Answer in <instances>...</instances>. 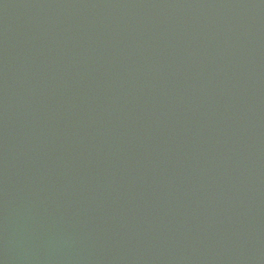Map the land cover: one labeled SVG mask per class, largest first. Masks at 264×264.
<instances>
[{
    "label": "water",
    "instance_id": "1",
    "mask_svg": "<svg viewBox=\"0 0 264 264\" xmlns=\"http://www.w3.org/2000/svg\"><path fill=\"white\" fill-rule=\"evenodd\" d=\"M0 264H264V0H0Z\"/></svg>",
    "mask_w": 264,
    "mask_h": 264
}]
</instances>
